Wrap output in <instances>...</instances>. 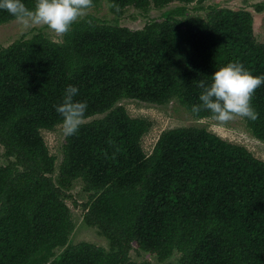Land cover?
<instances>
[{
	"label": "trees",
	"instance_id": "16d2710c",
	"mask_svg": "<svg viewBox=\"0 0 264 264\" xmlns=\"http://www.w3.org/2000/svg\"><path fill=\"white\" fill-rule=\"evenodd\" d=\"M112 1L144 8L152 1L199 0ZM24 3L32 8L35 0ZM209 9L208 20L192 16L186 5L169 9L142 32L95 24L87 16L68 44L32 38L0 51V125L34 162L31 171L0 164V264H119L103 248L68 246L75 225L45 175L54 170V158L41 132L61 124L54 105L69 84L79 89L74 99L87 102L84 119L124 98L159 105L177 100L194 117L210 118L207 110H190L199 103L198 81L210 83L230 61L253 75L264 73V45L250 12ZM11 19L0 10V24ZM251 104L258 116L244 120L264 141V84ZM79 129L66 160L75 174L86 166L101 189L98 216L161 248L162 260L177 249L191 256L190 264H264V161L245 146L203 128L180 127L163 132L146 156L141 140L149 122L122 109L112 121L93 120Z\"/></svg>",
	"mask_w": 264,
	"mask_h": 264
},
{
	"label": "rangeland",
	"instance_id": "374dc122",
	"mask_svg": "<svg viewBox=\"0 0 264 264\" xmlns=\"http://www.w3.org/2000/svg\"><path fill=\"white\" fill-rule=\"evenodd\" d=\"M182 5L189 7L192 16H198L205 20L210 17V7L230 9L235 12L248 11L253 16L256 40L264 45V0H199L191 4L180 2L156 4L152 1L144 8H139L134 2L122 5L114 3L112 0H93L92 6L86 14L75 21L69 31L63 34H57L42 25H26L15 18L3 22L0 24V51L16 41L32 38H45L58 44H68L72 37L78 33L76 23L87 16L94 17L98 21H94L95 24H106L111 27L142 32L149 24L160 23L163 20L162 13ZM200 7L204 9L199 10ZM120 109L130 117L142 118L149 122L150 130L141 140L142 150L146 156L151 155L163 132L180 127H196L215 133L229 142L243 145L255 157L264 161V141L258 140L251 134L244 118L237 116L226 123H219L211 118L198 119L177 100L166 105H159L139 99L124 98L117 104L111 105L102 114L84 119L82 124L104 118H109L112 121L114 114ZM41 134L49 155L54 158V170L45 175L53 185L54 192L69 207L75 225L68 246L91 244L96 248H103L114 254L119 260V264H124L121 259L126 260L125 264L191 263V256L177 249L170 257L162 260L161 248L152 247L142 240L128 236L125 234L124 227L96 214L95 201L99 193L102 192L101 189L89 176L85 169L86 166L75 174L73 164L66 160L67 150L79 137L80 129L75 135L66 137L62 133L60 124L43 130ZM0 164L19 171L34 170L33 160L25 152L17 150L12 136L1 125ZM64 177L66 183H62ZM4 206L5 203L0 202V211ZM66 248L57 249V255H61Z\"/></svg>",
	"mask_w": 264,
	"mask_h": 264
},
{
	"label": "clouds",
	"instance_id": "9594fccd",
	"mask_svg": "<svg viewBox=\"0 0 264 264\" xmlns=\"http://www.w3.org/2000/svg\"><path fill=\"white\" fill-rule=\"evenodd\" d=\"M92 3L93 0H35L34 7L29 8L24 0H0V10L26 25H42L63 34L86 14ZM262 84L264 73L253 75L239 61H230L211 74L210 83L198 81V87L202 89L199 103L192 104L190 110L193 114L207 110L210 118L219 123H226L237 116L255 120L258 113L251 104V98ZM78 91L77 86L67 85L61 102L54 105L66 137L78 132L88 108L86 101L74 99Z\"/></svg>",
	"mask_w": 264,
	"mask_h": 264
}]
</instances>
